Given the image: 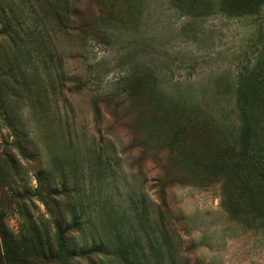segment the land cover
<instances>
[{
  "label": "rangeland",
  "instance_id": "rangeland-1",
  "mask_svg": "<svg viewBox=\"0 0 264 264\" xmlns=\"http://www.w3.org/2000/svg\"><path fill=\"white\" fill-rule=\"evenodd\" d=\"M78 2L84 30L40 13L26 20L30 33L21 21L16 35L0 37V80L9 85L5 109L0 103V228L25 246L33 224L56 245V222L67 227L77 215L72 240L106 243L89 257L96 264H264V225L248 226L251 207L234 216V187L215 172L236 144L243 70L264 97V8L230 17L220 0L193 4L194 14L173 0ZM139 64L158 79L123 105L118 80ZM253 136L264 157V120Z\"/></svg>",
  "mask_w": 264,
  "mask_h": 264
},
{
  "label": "trees",
  "instance_id": "trees-1",
  "mask_svg": "<svg viewBox=\"0 0 264 264\" xmlns=\"http://www.w3.org/2000/svg\"><path fill=\"white\" fill-rule=\"evenodd\" d=\"M33 2L18 3L16 0H8L3 6L0 2V37L4 34L16 35L17 24L21 21L25 22L22 31H30V25L26 22L34 20L40 13L47 19H54L59 24L66 23L74 24L78 29L84 30L87 28L84 23V15L79 6L78 0H66L63 4L59 0H35ZM99 5L103 0H92ZM174 4L185 14H194L193 4L210 3L212 0H173ZM222 6H225L223 11L225 15L230 17H242L244 15L252 16L261 13L264 8V0H220ZM107 3V2H106ZM104 4V3H103ZM103 5H101L102 7ZM50 17V18H49ZM107 27H112V22L117 21L111 17L102 19ZM35 22V21H33ZM80 24V25H79ZM30 33V32H29ZM108 34V32H106ZM261 36V44L264 49V31ZM1 67V66H0ZM151 69V68H150ZM152 70V71H151ZM145 68L142 64L134 65L130 73L124 75L118 80L117 91L115 95L123 96V105H126V100L132 104L139 100V96L147 94V91L153 88L155 81L158 79L155 70ZM9 85L0 80V103L1 108L5 109L3 97L7 93ZM10 92V89H9ZM262 85L259 81H250V74L242 71L238 75V82L235 87L236 105L238 117L241 124L238 125V135L236 136V144L234 148L222 151L221 158L216 163L218 166L215 172L218 176H225L228 182H231L234 191L235 206L232 209L234 216L247 215V209L252 208V213L257 214V217H251L248 220V226L264 225V157L259 148L256 147L258 141L256 128L260 127L264 120V101L262 96ZM129 109V107H128ZM143 110L145 108L142 107ZM258 115H257V113ZM6 115L8 111L4 112ZM6 121L12 122L13 119L8 116H3ZM14 124L11 123L13 128ZM189 128H193V122H189ZM175 136H178L176 134ZM178 139L175 137L174 141ZM174 144L172 142L171 146ZM226 154V155H225ZM36 179L41 182L42 176L37 175ZM45 178L43 177V180ZM63 184V190L67 186ZM48 194H56L51 187L48 188ZM81 217L73 216V222L67 227H63L61 221L56 222V233L54 237H58L57 244L52 245L51 235L48 231L41 233L30 224L32 234L29 238L23 237V243L29 244L21 246L17 244L7 229L3 225L0 228V264H29L28 257L36 256L41 259H55L61 264H76L79 259L89 260L90 264L96 262L89 258L91 253H100L104 249L105 241L101 235H98L92 240L91 245H78L75 240H72L71 232L80 226ZM3 218H1V221ZM31 222V221H30ZM2 223V222H1ZM33 225V226H32Z\"/></svg>",
  "mask_w": 264,
  "mask_h": 264
}]
</instances>
